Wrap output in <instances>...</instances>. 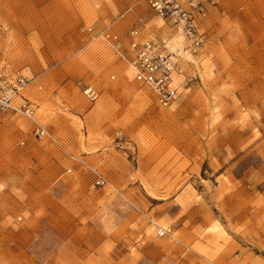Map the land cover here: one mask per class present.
Returning a JSON list of instances; mask_svg holds the SVG:
<instances>
[{"label":"rangeland","instance_id":"374dc122","mask_svg":"<svg viewBox=\"0 0 264 264\" xmlns=\"http://www.w3.org/2000/svg\"><path fill=\"white\" fill-rule=\"evenodd\" d=\"M112 22L176 35L144 0H0L33 109H0V264H264V0L217 9L167 107L83 30Z\"/></svg>","mask_w":264,"mask_h":264},{"label":"built area","instance_id":"2783aa9c","mask_svg":"<svg viewBox=\"0 0 264 264\" xmlns=\"http://www.w3.org/2000/svg\"><path fill=\"white\" fill-rule=\"evenodd\" d=\"M225 1L144 0L157 17L182 37V46L173 44L172 36L159 39L143 35L138 22L125 31L118 30L115 22L97 32L90 25L83 30L90 40L106 45L114 59L127 64L133 73V80L149 88L159 105L167 107L179 96L181 89H185L189 81L198 76L194 57L204 50L213 14ZM26 82L21 69H0L1 110L32 116L31 103L20 92ZM78 85L89 101L97 100L99 93L92 86L80 81ZM14 97H20L21 102L14 105ZM31 134L34 139L50 137L46 128L39 123L33 127ZM67 171L70 172V168ZM90 172L93 185L104 183L105 179L99 171L90 167ZM163 233L160 231V235Z\"/></svg>","mask_w":264,"mask_h":264},{"label":"bare ground","instance_id":"6f19581e","mask_svg":"<svg viewBox=\"0 0 264 264\" xmlns=\"http://www.w3.org/2000/svg\"><path fill=\"white\" fill-rule=\"evenodd\" d=\"M171 29H173V28H171ZM171 36H174L173 38H172V42H173V44H176V45H178V46H182L183 44H184V42H183V39H182V37L180 36V35H178V34H176V35H170V36H167V37H164V38H159V39H167V38H169V37H171ZM186 67V66H185ZM15 98V97H14ZM14 98H12V102H13V100H14ZM165 232V231H164ZM166 232H168V231H166ZM164 234V233H163Z\"/></svg>","mask_w":264,"mask_h":264}]
</instances>
